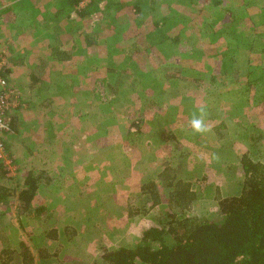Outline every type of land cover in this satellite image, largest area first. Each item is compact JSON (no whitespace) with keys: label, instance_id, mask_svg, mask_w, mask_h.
Instances as JSON below:
<instances>
[{"label":"rangeland","instance_id":"obj_1","mask_svg":"<svg viewBox=\"0 0 264 264\" xmlns=\"http://www.w3.org/2000/svg\"><path fill=\"white\" fill-rule=\"evenodd\" d=\"M109 1L113 8L74 13L71 31L96 40L86 73L77 72V61L62 65V80L54 83L57 73L45 69L50 82L31 88L27 107L17 87L25 120L6 139L14 158L11 182L31 170L47 186L34 204L45 206L41 214L20 215L14 198L0 208L7 264H108L106 250L140 244L146 228L175 211L159 177L166 167L197 191L187 215L218 219L217 202L242 188V155L264 164V0H223L221 8L215 0ZM17 3L10 18L4 14L7 23L0 18V51L8 62L15 48L37 60L33 52L48 48L52 26L39 27L30 2ZM169 14V38L155 39L153 21ZM92 19L97 27L88 24ZM38 34L47 41L35 39ZM200 107L208 131L194 133L189 121ZM149 181L160 193L154 205L143 189ZM22 244L34 262L21 255Z\"/></svg>","mask_w":264,"mask_h":264},{"label":"trees","instance_id":"obj_2","mask_svg":"<svg viewBox=\"0 0 264 264\" xmlns=\"http://www.w3.org/2000/svg\"><path fill=\"white\" fill-rule=\"evenodd\" d=\"M81 1L71 0L69 3L71 9L76 6L74 10L79 16L84 15V10L78 7ZM223 2L215 0L213 5L221 8ZM133 10L135 17L141 15L139 5L136 4ZM170 17L169 14L165 18L154 20L150 35L155 39H163L165 36L169 38L164 30ZM254 22L261 23L259 20ZM184 57L185 55L181 57L182 62ZM180 67H183L182 64ZM6 72H9L8 69ZM11 115L12 113L6 117L11 125V131L7 135L16 127L18 120L17 115ZM221 123H224L223 120ZM132 125L131 129L137 130L138 127ZM241 166L244 173L242 188L239 193L217 202L218 219L187 215L186 210L191 209V204L198 198L197 191L192 188L190 181L179 178L171 167H166L159 177L169 189V202L175 211L166 213L167 221L157 219L158 222L146 228L140 244L108 249L104 252L103 260L108 264H264V164L244 153ZM11 171L0 162V208H8V203L14 198L20 215H26L32 210L41 214L45 206L34 204L41 186H47L42 183L43 174L26 171L23 181L14 184L11 182ZM47 183H51L48 176ZM143 189L153 195V205L159 203L160 193L156 182L149 181ZM27 248L22 247L21 255L34 262V255ZM8 252H0L2 264L10 261L4 255H9Z\"/></svg>","mask_w":264,"mask_h":264},{"label":"crops","instance_id":"obj_3","mask_svg":"<svg viewBox=\"0 0 264 264\" xmlns=\"http://www.w3.org/2000/svg\"><path fill=\"white\" fill-rule=\"evenodd\" d=\"M18 1L21 3L30 2L31 5L34 7V10L38 11V15L35 19V22L39 25V27L41 26L44 27L45 25L46 26L50 25L53 27V28L50 27L51 35L48 36V40L52 39V42L49 44L47 42L48 48L37 49L36 51L33 52V55H38L37 60L34 59L32 60V54H29L28 49L23 50L21 48H17V49L15 48L16 53L15 52L13 53V57H12L13 61L9 62V66L7 68L9 72L5 71L4 73L8 78H10L9 80L13 83L16 90L17 87L18 89H20L21 95L27 107L28 104L30 105L32 98L31 88L36 90L42 88L41 87L42 84H45L46 82H50L49 76L52 73L53 74L57 73V76H55L53 80L54 83L62 80V78L58 77L63 75L65 67H62V65L67 66V64L69 63L71 64L72 62L77 61V67H78L77 72L80 74L86 73L84 72L87 65L86 62L88 60V56L94 54L95 47L92 46L96 42V40L95 38L86 35V33L81 32L82 30H79L78 32L71 31L72 28L75 27L72 24L73 21L78 20V17L76 16V14H74L75 13L74 8L76 6H74L73 9H71V7L69 6L71 0H11V2H9L8 4H7V0H1V3L4 4V6L0 7V10L4 11L0 14V18L3 19V23L4 22L7 23V21L9 20L3 17L4 14L10 12L9 15L10 18V16H12V14L14 13L13 12L14 8L12 9L11 6L13 7L14 3H17ZM81 2H84L83 7H79ZM81 2L79 3L78 7L81 10H84L83 14L86 13L87 11L91 12L95 5L103 6L102 8L104 10L106 8L109 9L114 7V4L112 3L108 4L110 2L109 0H82ZM18 4L19 3L15 4V6H18ZM135 5L136 3L132 7H134ZM127 6L128 7L126 8H129V5ZM44 9H46L47 14L50 16L51 20L49 19L48 21H46V17H44V14H46V12L45 11L42 12V10ZM118 9H120L119 6ZM99 12L101 13V9L99 10ZM104 13H106V11H104ZM91 16L96 17L98 15L93 14ZM31 19H33V17ZM67 23L71 25L68 28V30L60 32L59 30H61V27ZM91 23H95V21H93V19L89 20L88 24ZM0 26H2V24H0ZM94 26L97 27V23H95ZM13 27H14L13 28L14 32L18 31L19 30L18 22L14 23L13 21ZM59 27L60 29L58 30V33L53 32V30H56ZM1 29L2 28L0 27V31ZM7 29L9 31L10 28ZM42 37H43L42 35L38 34L35 39H39L40 41H47ZM68 42L70 44H67ZM0 57H5L6 59H8L6 56L2 55L1 51H0ZM23 57L25 58L24 60ZM26 59H30L29 65L28 62L25 61ZM81 62H83L82 69L80 67ZM55 63H57L56 65H59L60 68L54 69L52 64ZM32 64H34L35 66L34 68ZM45 69L46 71L52 69L51 74L46 76V73L48 72H46ZM46 79H48V81ZM21 95L19 93L18 96L20 105L22 103ZM19 109L14 110L12 112L11 116L17 115L18 120L16 123V127L12 128V132L7 135L8 141H11V137L16 136L20 132L18 127L25 120L22 119L21 117L22 113H18L20 112Z\"/></svg>","mask_w":264,"mask_h":264},{"label":"built area","instance_id":"obj_4","mask_svg":"<svg viewBox=\"0 0 264 264\" xmlns=\"http://www.w3.org/2000/svg\"><path fill=\"white\" fill-rule=\"evenodd\" d=\"M9 66L5 57H0V162L11 169L14 159L8 149L7 133L11 131L10 122L6 119L8 115L20 107L19 92L13 83L4 74Z\"/></svg>","mask_w":264,"mask_h":264},{"label":"clouds","instance_id":"obj_5","mask_svg":"<svg viewBox=\"0 0 264 264\" xmlns=\"http://www.w3.org/2000/svg\"><path fill=\"white\" fill-rule=\"evenodd\" d=\"M199 114H192V118L189 121V127L192 129L194 133H204L208 131V128L205 124V110L203 107L198 109Z\"/></svg>","mask_w":264,"mask_h":264},{"label":"bare ground","instance_id":"obj_6","mask_svg":"<svg viewBox=\"0 0 264 264\" xmlns=\"http://www.w3.org/2000/svg\"><path fill=\"white\" fill-rule=\"evenodd\" d=\"M10 79V78H9Z\"/></svg>","mask_w":264,"mask_h":264}]
</instances>
